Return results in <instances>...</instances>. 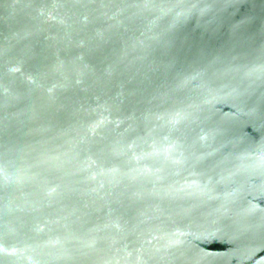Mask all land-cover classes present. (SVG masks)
<instances>
[{
    "label": "water",
    "instance_id": "1",
    "mask_svg": "<svg viewBox=\"0 0 264 264\" xmlns=\"http://www.w3.org/2000/svg\"><path fill=\"white\" fill-rule=\"evenodd\" d=\"M0 264H264V0H0Z\"/></svg>",
    "mask_w": 264,
    "mask_h": 264
}]
</instances>
